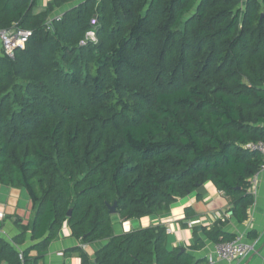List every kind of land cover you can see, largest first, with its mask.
I'll return each instance as SVG.
<instances>
[{"label": "trees", "instance_id": "16d2710c", "mask_svg": "<svg viewBox=\"0 0 264 264\" xmlns=\"http://www.w3.org/2000/svg\"><path fill=\"white\" fill-rule=\"evenodd\" d=\"M34 7L0 0V32H31L13 58L0 51V186L25 192L29 217L14 240L29 232L33 242L21 262L0 237V264H38L64 225L81 245L101 243L92 258L74 249L80 264L201 263L171 247L160 223L121 234L115 225L168 215L193 192L201 200L207 182L246 220L263 165L244 146L264 143V0ZM92 17L96 42L80 44ZM220 226L194 229L193 247L199 234L234 239Z\"/></svg>", "mask_w": 264, "mask_h": 264}, {"label": "crops", "instance_id": "0c3cea01", "mask_svg": "<svg viewBox=\"0 0 264 264\" xmlns=\"http://www.w3.org/2000/svg\"><path fill=\"white\" fill-rule=\"evenodd\" d=\"M51 0H35L34 14L43 12L46 5ZM77 3L73 1L65 4L57 10L53 17L60 15L63 11L71 8ZM255 181H250L249 193L253 198L252 204L247 209V217L242 223H237L232 218L229 209L230 200L219 192L211 182H207L200 190L201 200H197V193L193 192L183 199L177 200L170 209V213L164 216L144 217L140 220L122 222L118 218L115 225L118 234L127 232L133 228L149 227L151 225L162 224L166 228L168 243L171 247L181 248L192 254L196 263L205 261V257L210 254L213 242L199 234L202 247H193V231L198 228H209L214 224L220 226L221 231L226 236L242 235L246 243L252 244L254 250L245 258L232 261L230 263L218 261L215 264H264V169L256 174ZM21 191L0 188V237L5 239L16 252H23L33 246L30 233H26L21 242L14 239L18 237L20 231L16 227L17 219L22 220L25 225L29 217V207L25 202L20 208L14 202L19 198ZM12 208L11 213H7L8 207ZM195 214V217L186 218L185 209ZM116 222L117 218H113ZM184 225V226H183ZM198 245V244H197ZM196 245V246H197ZM80 247L83 251L93 257V251L101 247V243H94L91 246L81 245L71 237V232L66 225L59 232L58 239L52 242L42 260L38 264H80L79 255L74 249Z\"/></svg>", "mask_w": 264, "mask_h": 264}, {"label": "built area", "instance_id": "2783aa9c", "mask_svg": "<svg viewBox=\"0 0 264 264\" xmlns=\"http://www.w3.org/2000/svg\"><path fill=\"white\" fill-rule=\"evenodd\" d=\"M56 19L58 20L59 17H56ZM89 24L91 28L86 32L85 38L80 42V44L96 42V17H92ZM46 30H50V27L48 26ZM30 36V31L17 28H12L8 31H2L0 32V51L5 56L13 58L16 50L24 49L25 44ZM244 148L253 152H258L263 157V165L261 166L260 170L264 169V143L256 142L247 144L244 146ZM256 176L257 175L253 177V181H255ZM253 250L254 246L252 244L246 243L243 240L242 235L238 234L235 235L234 239L232 240L218 241L213 243L210 254L205 257V261L199 264H215L218 261L230 263L232 261L245 258ZM18 257L22 262V253H19Z\"/></svg>", "mask_w": 264, "mask_h": 264}, {"label": "rangeland", "instance_id": "374dc122", "mask_svg": "<svg viewBox=\"0 0 264 264\" xmlns=\"http://www.w3.org/2000/svg\"><path fill=\"white\" fill-rule=\"evenodd\" d=\"M0 188L2 189V190H4V189H6V188H3V187H1L0 186ZM27 203V206L29 207V209H30V204L28 203V200H27V197H26V194H25V192H23V191H21V193H20V196H19V198H17L16 200H15V202H14V204H15V206H11V207H15V208H20L21 209V206L24 204V203ZM10 206L7 208V213H11V211H12V208H11ZM28 220V219H27ZM138 228H140V227H137V228H133V229H138ZM118 231V230H117Z\"/></svg>", "mask_w": 264, "mask_h": 264}, {"label": "water", "instance_id": "95a60500", "mask_svg": "<svg viewBox=\"0 0 264 264\" xmlns=\"http://www.w3.org/2000/svg\"><path fill=\"white\" fill-rule=\"evenodd\" d=\"M108 211L110 215H114L116 213V203H113L112 206H108ZM71 211L68 212V216H70Z\"/></svg>", "mask_w": 264, "mask_h": 264}]
</instances>
